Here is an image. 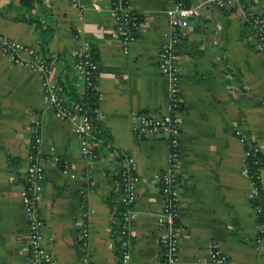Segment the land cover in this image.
Returning <instances> with one entry per match:
<instances>
[{
	"label": "crops",
	"instance_id": "1",
	"mask_svg": "<svg viewBox=\"0 0 264 264\" xmlns=\"http://www.w3.org/2000/svg\"><path fill=\"white\" fill-rule=\"evenodd\" d=\"M176 1L130 0L141 25L127 53L114 34L109 0H79L82 19L69 0L32 3L33 16L52 28L48 56L63 83L64 98L82 95L73 63L75 52L87 44L98 64L97 117L109 143L134 159L141 179L131 213L129 264H161L156 217L162 196L152 176L167 167L168 147L165 136L137 139L131 116L168 110V82L158 58L169 32L166 12ZM244 6L264 16V0H237L225 9L208 5L178 33L180 264H212L213 243L235 264H264V243H256L254 201L248 198L251 180L244 146L234 133L239 128L257 142L264 163V52L255 48L251 29L243 23ZM25 10L20 0H0V33L38 49L41 30L34 28ZM36 117L42 121L39 152L44 168L37 212L44 223L42 245L51 256L44 264H119L111 228L122 196L117 158L102 145L89 166L70 124L57 119L46 105L39 74L2 55L0 264H30L20 191ZM52 154L68 164L67 173ZM260 186L255 201L264 203V176Z\"/></svg>",
	"mask_w": 264,
	"mask_h": 264
},
{
	"label": "built area",
	"instance_id": "2",
	"mask_svg": "<svg viewBox=\"0 0 264 264\" xmlns=\"http://www.w3.org/2000/svg\"><path fill=\"white\" fill-rule=\"evenodd\" d=\"M70 5L80 12L82 19V4L79 0H69ZM110 12L114 22V34L118 36L122 44V51L128 52L129 45L136 39L141 21L140 16L134 10L130 0H109ZM188 0H177L173 7L167 10L169 32L167 42L161 45L158 58V68L161 75L168 82V110L163 113L137 112L131 116V128L134 136L139 140L154 139L165 136L168 147L167 167L152 176L154 182L160 185L162 205L157 214L156 221L159 228V243L162 250L161 264H180L179 239H180V212L178 174L180 169V123L179 112L182 107L180 94L181 66L177 52L178 33L188 26L191 17L198 16L202 8L208 5L220 9L227 8L237 0H199L189 2ZM243 23L252 32L255 40V48L264 52V16L255 10L244 6ZM0 55L6 57L14 65L34 71L39 74L40 86L46 105L53 115L62 122L71 126L72 132L80 143V154L82 159L89 165L97 157L98 142L93 135L92 120L84 105L76 99L67 101L59 82V76L51 61L47 60L34 46L25 45L20 41L0 33ZM73 67L77 72V85L82 86V97L87 91L97 92L98 64L93 57L92 50L85 44L75 52ZM31 143L28 164L26 167V183L21 188L20 197L22 208L27 219V233L29 240V262L30 264H44L51 262L50 254L42 245L43 220L37 212L40 186L39 180L43 177L44 168L39 148L42 143L41 130L42 121L36 117L30 126ZM234 133L239 142L244 144L246 136L239 128ZM112 156L119 162V174L122 184L121 202L125 206L123 211L124 225L122 233L129 235L132 207L137 197V187L140 176L134 169V159L120 152L115 146L108 144ZM262 153L261 147L253 141V145L244 148V165L247 166V157L252 153V163H261V157L256 153ZM52 153V152H51ZM52 160L56 164L62 162V172L67 173L68 164L61 160L58 155L52 154ZM249 175V174H248ZM250 176V175H249ZM264 176V164L257 169L256 178L259 184L251 180V190L248 194L250 201H254V213L257 219L256 243H264V203L255 201L256 196L261 193V179ZM87 211L82 214L85 221ZM129 242L124 241L119 249V264H129L130 256L128 250ZM209 261L212 264H235L234 261L224 254L215 243L209 251Z\"/></svg>",
	"mask_w": 264,
	"mask_h": 264
},
{
	"label": "trees",
	"instance_id": "3",
	"mask_svg": "<svg viewBox=\"0 0 264 264\" xmlns=\"http://www.w3.org/2000/svg\"><path fill=\"white\" fill-rule=\"evenodd\" d=\"M20 1L24 6H26L25 12H26L27 16L30 17V22L35 24L34 28L35 29L37 28L39 31L41 30L40 36L37 40L38 49L49 60L48 44L52 38V28L43 27L42 24L38 21V19L35 16H33V13H32V5L33 4L32 3L34 2V0H20ZM187 4H188V1H187ZM92 53H93V51H92ZM59 82H60V84L63 85L61 80ZM71 93H74L73 89H72ZM73 97H74V99L79 100L84 105V107L87 110L89 117L92 120L93 132L94 131L96 132V134L94 136L98 142L97 150L102 145L108 146L110 140L108 139V136L106 135V131H105L104 126L101 125L100 120L97 117V109L99 106L98 93L93 90V91H87L82 97H78L75 95ZM252 145H253V141L249 137L246 136L244 144H243L244 148L248 149ZM256 156H258V157L260 156L262 162L258 163V164H253L252 161H253L254 156L251 153V155L249 157H247V159H246L247 160L246 168H247L248 174L250 175L249 176L250 179H252L253 181H255L256 183L259 184V181L256 178V171L264 163H263L262 153L258 152V153H256ZM9 160L13 161L12 158H9ZM59 166L62 169V162L59 164ZM119 169H120V166H119ZM116 177H117V181H118L119 190L121 191V195H122V184H121V177H120L119 172H118V175ZM21 183H22V187H25L27 185L25 177H23V179L21 180ZM106 202L108 203V205L111 209H114V204L111 202L110 198H108V200H106ZM124 209H125V206L120 201V205L117 207V210H115L113 222L111 224L112 238L114 239L113 241L115 242V247H116L117 251H119L120 246L124 241H129V235L122 233L123 225H124L123 224L124 223V219H123Z\"/></svg>",
	"mask_w": 264,
	"mask_h": 264
}]
</instances>
